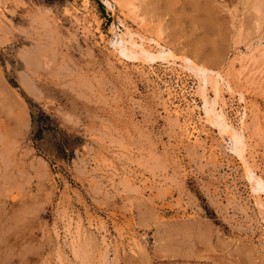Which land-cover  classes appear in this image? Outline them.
Masks as SVG:
<instances>
[{"label":"rangeland","instance_id":"obj_1","mask_svg":"<svg viewBox=\"0 0 264 264\" xmlns=\"http://www.w3.org/2000/svg\"><path fill=\"white\" fill-rule=\"evenodd\" d=\"M251 171L264 0H0V264H264Z\"/></svg>","mask_w":264,"mask_h":264},{"label":"bare ground","instance_id":"obj_2","mask_svg":"<svg viewBox=\"0 0 264 264\" xmlns=\"http://www.w3.org/2000/svg\"><path fill=\"white\" fill-rule=\"evenodd\" d=\"M108 4L110 5V4H112L113 5V0H108ZM132 35H133V33L131 34V36L128 38L129 40H127L126 39V41H124V40H122V41H120V42H116V45L117 46H120V47H122V48H124V50H126V51H124V54L126 55V54H129V53H137V52H135V51H137V50H139L141 53H143V54H145L148 58H154V57H158L157 55H156V53H153V52H151V51H148L147 49H145L144 48V46L142 45V44H138L136 41H134V40H136V39H133V37H132ZM127 42L131 45V47H129V46H127ZM135 50V51H134ZM129 55H131V54H129ZM162 55L164 56V55H167L165 52H160L159 53V56H161L162 57ZM207 71L208 70H206V69H202V74H204L203 76L205 77V78H202V79H205V80H207ZM215 105V104H214ZM205 111L207 112V115L208 116H210V115H214V117H215V119L214 118H212V119H214L213 121L215 122V123H217V124H219L220 126H222L223 127V130H225L226 132L227 131H229L230 129L233 131V129L234 128H232V126H230L229 124H227V122H226V120H225V117H223V115H221L218 111H217V109H216V105L215 106H213V104H212V107L210 108L209 107V101H207L206 100V102H205ZM230 130V131H231ZM230 131H229V133H230ZM235 131H236V129H235ZM232 132V138H233V141H234V143H233V149L235 150V151H237L238 149L240 150L242 147H244V142H243V139H242V137L240 136V134L239 133H236V132H238V131H236V132ZM238 150V151H239ZM243 150V149H242ZM237 151V152H238ZM239 152H241V151H239ZM255 175L256 174H254V172H252L251 171V178L252 179H254V180H257V181H255V182H257V184L258 185H264L263 184V182H262V180L261 179H257L256 177H255Z\"/></svg>","mask_w":264,"mask_h":264}]
</instances>
